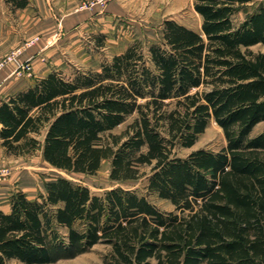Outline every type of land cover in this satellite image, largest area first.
Listing matches in <instances>:
<instances>
[{"label": "trees", "instance_id": "16d2710c", "mask_svg": "<svg viewBox=\"0 0 264 264\" xmlns=\"http://www.w3.org/2000/svg\"><path fill=\"white\" fill-rule=\"evenodd\" d=\"M252 1L193 0L200 30L164 19L146 49L132 43L97 70L50 72L1 100L6 154L40 150L55 170L86 175L107 160L111 180L145 176L173 209L58 175L37 199L16 191L0 210V264L52 261L45 217L52 231L66 229L60 244L108 245L101 264H264V130L251 135L264 121V5L233 22ZM211 119L226 145L179 156Z\"/></svg>", "mask_w": 264, "mask_h": 264}, {"label": "rangeland", "instance_id": "374dc122", "mask_svg": "<svg viewBox=\"0 0 264 264\" xmlns=\"http://www.w3.org/2000/svg\"><path fill=\"white\" fill-rule=\"evenodd\" d=\"M2 1L0 0V5ZM192 2L193 0H110L103 9H98L101 12V18L96 19L89 29L82 30L80 40L89 56L84 55L83 61L69 63L62 70V74L68 77L76 70L83 71L87 68L97 70L99 62L110 60L113 54L122 52L126 46L135 42L141 43L146 49L149 44L159 40L161 22L164 19L171 18L195 31L200 30V17L192 8ZM261 5H264V0H253L242 6L233 16V22L239 23L247 14ZM250 49L257 51L261 47L254 45ZM133 117L134 115L129 116L112 133L121 132ZM208 123L193 146L176 149L179 156H186L190 151L201 148L215 152L226 145L225 137L217 123L212 119ZM261 130H264V121L257 124L251 135H256ZM0 170H4V174L0 175V208L9 204L10 195L16 191H22L29 199H37L39 193L44 190V182L62 175L72 182L88 186L93 194L100 195L106 189L121 186L125 189H134L138 194L147 197L159 209L167 211L173 209L167 200L148 192L145 176L130 181L111 180L107 160L102 161L95 174L66 173L50 167L41 157L40 150L14 156L6 154L0 144ZM45 220V229L48 242L52 246L53 257L52 261L47 264L102 263L105 254L110 249L108 245L99 243L89 248L81 245L75 248L65 246L60 244L58 239L60 235L65 234L66 229L60 228L56 233L52 231V225L46 217ZM8 264L24 263L12 260Z\"/></svg>", "mask_w": 264, "mask_h": 264}, {"label": "crops", "instance_id": "0c3cea01", "mask_svg": "<svg viewBox=\"0 0 264 264\" xmlns=\"http://www.w3.org/2000/svg\"><path fill=\"white\" fill-rule=\"evenodd\" d=\"M82 1L29 0L24 9L15 11H10L2 1L0 102L17 91L27 89L48 73H63L69 63L83 61L84 55L89 56L82 46L81 33L101 18V12L97 8L78 10ZM26 61L31 64L32 73L19 74L18 68ZM9 207L10 202L0 210L8 211Z\"/></svg>", "mask_w": 264, "mask_h": 264}, {"label": "built area", "instance_id": "2783aa9c", "mask_svg": "<svg viewBox=\"0 0 264 264\" xmlns=\"http://www.w3.org/2000/svg\"><path fill=\"white\" fill-rule=\"evenodd\" d=\"M110 2V0H83L80 4V6L78 7V10L81 9H103L108 3ZM9 58V57H8ZM17 72L19 74L21 73H28L31 74V64L29 61H26V63H24L22 66H20L17 70ZM4 174V170H0V175Z\"/></svg>", "mask_w": 264, "mask_h": 264}]
</instances>
